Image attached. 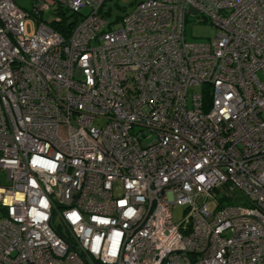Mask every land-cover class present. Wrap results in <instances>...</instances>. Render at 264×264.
Listing matches in <instances>:
<instances>
[{"label": "built area", "instance_id": "obj_1", "mask_svg": "<svg viewBox=\"0 0 264 264\" xmlns=\"http://www.w3.org/2000/svg\"><path fill=\"white\" fill-rule=\"evenodd\" d=\"M108 1L0 0V264H264V0Z\"/></svg>", "mask_w": 264, "mask_h": 264}, {"label": "rangeland", "instance_id": "obj_2", "mask_svg": "<svg viewBox=\"0 0 264 264\" xmlns=\"http://www.w3.org/2000/svg\"><path fill=\"white\" fill-rule=\"evenodd\" d=\"M14 3L20 7L30 9L38 0H13ZM130 0H109L103 10H107L109 8L110 15L107 17L108 21L112 24L113 29H117L120 26V21L116 20L117 17H121L126 11L131 9V5H129ZM127 4V5H126ZM126 7V8H125ZM55 14L53 12V8H49L40 14L41 20L44 21H52L55 19ZM217 28L214 27L208 20H204L200 16H188V21L186 22L185 28V38L188 41L193 42H207L210 41L213 36L217 33ZM195 92H199L198 87H190L187 90V97H191V95ZM64 130H61V136H64ZM4 173H0V179L3 181ZM119 189L116 188L115 192H118ZM173 221L174 223H178L183 218L182 207L172 206L171 208Z\"/></svg>", "mask_w": 264, "mask_h": 264}, {"label": "trees", "instance_id": "obj_3", "mask_svg": "<svg viewBox=\"0 0 264 264\" xmlns=\"http://www.w3.org/2000/svg\"><path fill=\"white\" fill-rule=\"evenodd\" d=\"M57 27L59 28V26H57ZM57 27H56V28H57ZM67 32H68V31H67ZM67 32H65V31L63 32V31H62L63 35H66Z\"/></svg>", "mask_w": 264, "mask_h": 264}, {"label": "water", "instance_id": "obj_4", "mask_svg": "<svg viewBox=\"0 0 264 264\" xmlns=\"http://www.w3.org/2000/svg\"><path fill=\"white\" fill-rule=\"evenodd\" d=\"M189 10H190V11H192V12H194V9H193V8H191V7L189 8Z\"/></svg>", "mask_w": 264, "mask_h": 264}]
</instances>
